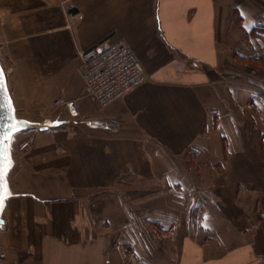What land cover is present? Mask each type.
I'll list each match as a JSON object with an SVG mask.
<instances>
[{
  "label": "crops",
  "instance_id": "obj_1",
  "mask_svg": "<svg viewBox=\"0 0 264 264\" xmlns=\"http://www.w3.org/2000/svg\"><path fill=\"white\" fill-rule=\"evenodd\" d=\"M260 25L264 0H0L12 104L39 124L8 142L0 264H123V247L143 264H264ZM105 37L147 77L100 106L78 51Z\"/></svg>",
  "mask_w": 264,
  "mask_h": 264
},
{
  "label": "built area",
  "instance_id": "obj_2",
  "mask_svg": "<svg viewBox=\"0 0 264 264\" xmlns=\"http://www.w3.org/2000/svg\"><path fill=\"white\" fill-rule=\"evenodd\" d=\"M78 72L83 81V92L92 96L100 106H107L124 96L146 79V74L133 50L123 39L105 37L78 51ZM54 105L62 104L70 116L79 114L74 100L54 98ZM34 128L39 124L34 123ZM29 144L27 140L21 147ZM123 264H143L128 248L120 249Z\"/></svg>",
  "mask_w": 264,
  "mask_h": 264
},
{
  "label": "water",
  "instance_id": "obj_3",
  "mask_svg": "<svg viewBox=\"0 0 264 264\" xmlns=\"http://www.w3.org/2000/svg\"><path fill=\"white\" fill-rule=\"evenodd\" d=\"M0 72L3 73V89L0 90V163H3V149L7 148L9 142V139H4V135L10 133L12 136L17 132L13 131V128L19 131L32 126L33 122L15 116L14 107L7 87L6 75L1 64Z\"/></svg>",
  "mask_w": 264,
  "mask_h": 264
},
{
  "label": "snow or ice",
  "instance_id": "obj_4",
  "mask_svg": "<svg viewBox=\"0 0 264 264\" xmlns=\"http://www.w3.org/2000/svg\"><path fill=\"white\" fill-rule=\"evenodd\" d=\"M3 89V73L0 72V90ZM13 131H18V129L13 128ZM11 138V134H6L4 135V139H10ZM3 163H0V209L3 208L6 197L9 196L11 193L9 191L7 182L5 181L4 177L6 176L11 163H10V159L7 155V148L3 149Z\"/></svg>",
  "mask_w": 264,
  "mask_h": 264
},
{
  "label": "rangeland",
  "instance_id": "obj_5",
  "mask_svg": "<svg viewBox=\"0 0 264 264\" xmlns=\"http://www.w3.org/2000/svg\"><path fill=\"white\" fill-rule=\"evenodd\" d=\"M20 115V114H19ZM28 117V116H27ZM30 118H32V119H34L33 117H30ZM33 125H34V123H33ZM30 126V129L31 130H35L36 128H34V126ZM31 130H29V131H31ZM27 141L29 142V140L27 139ZM30 147V143L26 146V147H21V143L19 144V150H21V151H23V150H26V149H28Z\"/></svg>",
  "mask_w": 264,
  "mask_h": 264
},
{
  "label": "trees",
  "instance_id": "obj_6",
  "mask_svg": "<svg viewBox=\"0 0 264 264\" xmlns=\"http://www.w3.org/2000/svg\"><path fill=\"white\" fill-rule=\"evenodd\" d=\"M260 27H262V26L260 25V26H257L256 28H254V29L251 31V33H255L256 30H257L258 28H260ZM262 29H264V27H262Z\"/></svg>",
  "mask_w": 264,
  "mask_h": 264
},
{
  "label": "bare ground",
  "instance_id": "obj_7",
  "mask_svg": "<svg viewBox=\"0 0 264 264\" xmlns=\"http://www.w3.org/2000/svg\"><path fill=\"white\" fill-rule=\"evenodd\" d=\"M0 64H1V63H0ZM1 66H2V65H1ZM2 68H3V67H2ZM3 71H4V69H3ZM4 73H5V71H4ZM8 91H9V90H8ZM9 94H10V93H9ZM14 112H15V109H14ZM15 116H16V117H21V116H17L16 112H15ZM16 133H17V132H16ZM14 134H15V133H14ZM14 134H13V135H14ZM13 135H12V136H13Z\"/></svg>",
  "mask_w": 264,
  "mask_h": 264
}]
</instances>
